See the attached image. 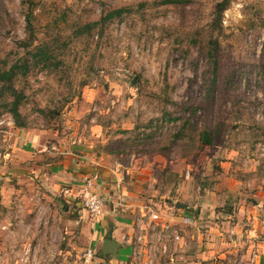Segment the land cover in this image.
<instances>
[{"label":"rangeland","instance_id":"1","mask_svg":"<svg viewBox=\"0 0 264 264\" xmlns=\"http://www.w3.org/2000/svg\"><path fill=\"white\" fill-rule=\"evenodd\" d=\"M165 1L0 0L4 69L46 44L55 46L63 62L61 72H54L32 61L30 74L16 81L27 96L21 107L25 129L16 127L9 99L0 96V264H138L135 255L114 263L95 256L86 263L90 247L80 219L83 207L76 205L83 202L32 170L42 161L20 160L30 148L22 146V130L51 133L44 144L92 137V150L112 155H119L121 141L156 132L157 143L123 154L161 155L181 169V180L190 185L177 195L205 235L211 222L227 220L217 213L226 207L237 211L229 225L239 222L243 228L227 231L228 245L215 244L218 253L205 260L208 249L199 238L167 252L149 238L138 249L156 248L154 264H264V248L255 247L264 244V0H232L221 26L215 14L222 0ZM117 9L126 13L104 28L103 37L77 35V29ZM29 12L36 39L25 49L20 43L29 38ZM212 40L220 43L217 79L206 51ZM182 127L184 139L171 144ZM206 130L214 141L202 147ZM33 150L35 158L41 155ZM220 185L225 190L217 191ZM243 209L250 218L237 216ZM235 235L242 245H235Z\"/></svg>","mask_w":264,"mask_h":264},{"label":"crops","instance_id":"2","mask_svg":"<svg viewBox=\"0 0 264 264\" xmlns=\"http://www.w3.org/2000/svg\"><path fill=\"white\" fill-rule=\"evenodd\" d=\"M22 131H25L22 146L30 148L28 153H20V160L42 161L38 170L32 169L34 172L43 175L54 189L59 190L65 187L66 189H63L68 192L67 195L73 201L83 202L84 194L87 191L93 192L103 200V211L96 217L87 211L84 202L76 203V205L83 207L80 211V219L84 224L83 233L86 235L84 240L88 243V247L94 246L97 253L102 255L101 249L104 242L116 240L120 243L121 248L125 249L119 257L118 254L105 256L111 259L110 262H118L117 259L120 258L129 261V258L133 257L136 247L144 245L149 238L158 249L163 250L164 247H167V251L171 250L172 245L177 244L187 248L199 238L201 240L198 242L206 245L208 249L202 253L205 260L218 253L216 249L214 250L215 244L221 243L223 247L228 245L227 231L232 229V231L239 232L243 228L239 222L229 225L230 221L227 220H231L237 213L235 209L229 207L217 211L221 217L227 220L219 222L220 225L211 222V225L207 226L209 230L206 231V235L200 230V226H197L198 223L195 222L194 226L185 224L183 219L189 217L187 213L190 208L177 194H182V191L186 193L190 183L187 184L181 180L182 170L177 169L176 165L168 161V158L147 154L139 156L104 154L92 150V137L91 140H85L84 135H80L78 142H72L73 145L65 140L44 144L46 135L51 137V133L33 130ZM57 137H59L58 134L52 139ZM33 149H38L41 155L35 158L37 154H32ZM20 160L12 158L11 162L21 170L22 162ZM18 173L16 172V174ZM186 178L189 180L190 176H186ZM88 183L92 185L88 186ZM221 184L224 185V181ZM220 187L223 186L220 185ZM216 189L217 191L225 190L224 187ZM180 205L185 207L181 208ZM255 208H258L259 211V207ZM204 213V209L200 210V214L204 215ZM245 213H248L250 218L251 212H244V209L239 211L237 216L245 217ZM252 214L257 215L255 211ZM196 218L194 217V219ZM224 226L227 227L225 231ZM249 232L252 235L255 233L253 230ZM176 237L179 239L176 240ZM203 237H206L207 243L205 244ZM240 237V235H235V245L243 244V238ZM244 237H248L247 232ZM159 238H161L160 242H158ZM251 240L252 236L250 235L249 242L254 244V241ZM255 247L264 248V244L258 243ZM259 251H261L260 248L257 252ZM98 259L106 261L100 258V255Z\"/></svg>","mask_w":264,"mask_h":264},{"label":"trees","instance_id":"3","mask_svg":"<svg viewBox=\"0 0 264 264\" xmlns=\"http://www.w3.org/2000/svg\"><path fill=\"white\" fill-rule=\"evenodd\" d=\"M183 0H166L165 3L168 4H180ZM232 0H222L218 3L216 7L215 14V24L217 26H221L222 18L224 13L227 11L230 6ZM125 9H117L106 13L102 18L98 21H94L92 23L85 24L83 27L77 29V35L85 36L92 33L93 38L95 37H103L104 28L112 21L121 20L125 15ZM26 24L27 31L29 33L28 40H25L20 43V45L29 49L33 47L35 42V27L33 23L32 13L29 12L26 15ZM215 31V30H214ZM55 46L50 44H46L43 46H37L34 51H29V55L27 58L17 61L12 64L9 68H3V65L0 64V96L2 98H8L9 103L7 104V109L9 113L12 115L14 123L16 127L20 129H25L27 127V123L24 120V117L21 113V107L24 102L27 100V96L24 91H21L16 88V81L19 78H26L30 72L32 71V61L35 62V67L41 66L46 70H53L54 72H61L63 62L58 61L55 55V51L53 50ZM219 49L220 43L218 40H212L208 43L207 47V55L209 61L213 66V74L215 79H217L218 71H219ZM7 66V64H5ZM215 85V81L213 82ZM44 113V112H43ZM55 116V112H53ZM185 128L182 127L178 130L177 134H175L173 140H171V144H176L178 140L184 139ZM126 133V132H124ZM156 137V132H152L150 134H139L134 139H127L120 142L119 150L117 153H132V151H136L140 149V147L144 148L152 145L154 139ZM214 138L210 131L206 130L202 132L200 137V144L202 147L212 146ZM157 142H154V144ZM170 149H172L170 147ZM132 150V151H130ZM100 255V258L109 262L111 259L109 257H105L101 254H97V257Z\"/></svg>","mask_w":264,"mask_h":264},{"label":"built area","instance_id":"4","mask_svg":"<svg viewBox=\"0 0 264 264\" xmlns=\"http://www.w3.org/2000/svg\"><path fill=\"white\" fill-rule=\"evenodd\" d=\"M87 185L91 186L92 184L88 183ZM66 193H68V192H66ZM83 202H84L85 208L88 210V212L93 217H96L102 213L103 206H104L103 200L100 197H98L97 195H95L93 192L87 191L84 194ZM183 222L185 224H188V225L193 224L192 219L190 217H185L183 219ZM175 239L178 240L179 237H176ZM139 241H141V239H139ZM160 241H161V238L158 239V242H160ZM156 248H153L147 252V251H142V250H145L142 247L140 249H138V247H136V249L134 251V255L136 256V260L138 261V264H154V262L151 260V256H152V251ZM163 251L167 252V247H164ZM97 254H98L97 251L94 248L90 247L87 250L86 255H85V257L87 258L86 263L93 262V259L95 256H97Z\"/></svg>","mask_w":264,"mask_h":264},{"label":"water","instance_id":"5","mask_svg":"<svg viewBox=\"0 0 264 264\" xmlns=\"http://www.w3.org/2000/svg\"><path fill=\"white\" fill-rule=\"evenodd\" d=\"M181 208H184V205H180ZM121 245L116 240H106L101 249V253L104 256H116L120 250Z\"/></svg>","mask_w":264,"mask_h":264}]
</instances>
